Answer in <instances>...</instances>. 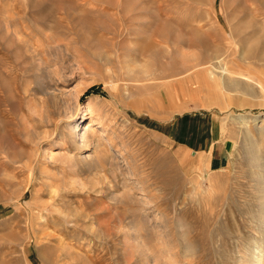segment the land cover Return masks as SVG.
<instances>
[{
    "label": "rangeland",
    "instance_id": "obj_1",
    "mask_svg": "<svg viewBox=\"0 0 264 264\" xmlns=\"http://www.w3.org/2000/svg\"><path fill=\"white\" fill-rule=\"evenodd\" d=\"M263 171L264 0H0V264H253Z\"/></svg>",
    "mask_w": 264,
    "mask_h": 264
},
{
    "label": "bare ground",
    "instance_id": "obj_2",
    "mask_svg": "<svg viewBox=\"0 0 264 264\" xmlns=\"http://www.w3.org/2000/svg\"><path fill=\"white\" fill-rule=\"evenodd\" d=\"M40 45V44H39ZM211 60H216L215 62H211L212 64H210L211 65V70L209 69V71H208V79L210 80V81H212V83H215L216 82V80H215V78L216 77H218V81L220 82V86H221V88H223L224 89V91L226 90V85L228 84L227 82H228V79L230 78L228 75H230L229 74V70L227 69V67H226V64H222L221 63V61L220 60H217L218 59V57H211L210 58ZM42 82V81H41ZM186 84V83H185ZM182 85V84H181ZM181 85H179L178 87L179 88H182V90H180V91H184V93H182L181 92V94L183 95H185L186 94V91H189V88H187L185 85H182V87H181ZM188 85H190V84H188ZM187 85V86H188ZM49 87V86H48ZM47 87V85H45V84H43V86H42V93H43V95L44 96H48V95H51V93L53 92L51 89H49ZM178 87H176L177 89H178ZM189 87V86H188ZM191 87V86H190ZM188 89V90H186V89ZM173 89H175V88H173ZM173 91V90H172ZM89 101H88V103H87V106H84L87 110H88V114L90 115V117H89V119H90V122H96V124H98L97 123V121H96V119L94 118L96 115H98V114H96L95 116H93V114L94 113H96V111L97 112H99L98 110H99V107L94 103V101L92 102V99H88ZM79 107H80V103H78L77 104V107H76V110H78L79 109ZM83 107V108H84ZM69 110V109H68ZM101 114V113H100ZM64 118L68 121H72V124L70 125V127H69V129L67 128V131L69 132L70 131V137L69 138H71V142H72V144H76V145H78L79 147H81L82 149H87V148H89L91 145H93V144H91V142L94 140V142L96 143V145H97V143H99V141H100V137L99 136H97L94 132H95V129L94 128H92V125L89 127H87L86 129H81V127H80V124H79V120H73L72 118H73V116H74V113L73 112H71V110L69 111V112H67V113H64ZM99 116V115H98ZM97 116V117H98ZM96 117V118H97ZM238 118H240V117H238ZM242 118V117H241ZM66 120H64V121H66ZM91 124V123H90ZM93 124V123H92ZM66 126H67V124H66ZM66 126H65V129H66ZM64 134V133H63ZM62 136V135H61ZM64 138V137H63ZM62 138H55V140L52 142V145H51V147L53 146V147H59V145L60 144H63V143H61L62 142V140H61ZM95 145V144H94ZM61 146V145H60ZM77 146V147H78ZM76 147V146H75ZM76 147V149H77V151H78V149L79 148H77ZM247 150V154H248V160L250 161V162H257V163H262L263 162V156H262V153H260V152H258V150L256 149V147L254 146V145H248L247 146V148H246ZM79 150H81V149H79ZM85 154V153H84ZM82 156V155H81ZM92 156H93V154H92ZM92 156H89L88 155V157L86 156V157H83L82 159H83V161L84 162H86L88 159H92ZM207 156V155H206ZM97 158V157H96ZM96 158H95V160H96ZM81 159V160H82ZM94 159V158H93ZM98 160V159H97ZM207 160H208V158H207ZM197 161V160H196ZM226 161V160H225ZM93 162H94V160H93ZM98 162V161H97ZM202 162V161H201ZM89 163H90V161H89ZM196 163V162H195ZM213 163H214V161H213ZM249 163V162H248ZM94 164H96L97 165V163H94ZM98 164H99V162H98ZM212 165V164H211ZM214 165H215V163H214ZM214 167V166H213ZM196 168H197V170L198 171H201V172H203V170L204 169H202V164H200V165H198V166H196ZM204 168V167H203ZM207 172V170H204V172ZM209 172V171H208ZM207 172V173H208ZM264 172V171H263ZM199 173V172H198ZM210 173V172H209ZM208 173V174H209ZM202 174V173H201ZM261 179H263L264 180V178H263V176H261L260 177ZM262 186H264V182L262 183ZM157 210H158V208H157ZM155 212H157L156 210H155ZM159 212V211H158ZM163 215V214H162ZM156 216V215H155ZM164 216V215H163ZM161 217L162 216H160L159 217V219H161ZM158 218V217H157ZM163 220V219H162ZM162 222V221H161ZM165 222H166V220H165ZM161 224V223H160ZM159 224V225H160ZM167 227V226H166ZM160 228V227H159ZM167 229V228H166ZM165 229V230H166ZM161 230V229H160ZM162 230H164V228L162 229ZM161 230V232H163ZM157 231V230H156ZM138 232V231H137ZM157 232H159V234H160V231H157ZM165 232H167V231H165ZM136 233V232H135ZM155 232H154V230H153V234H154ZM157 234V233H156ZM159 234H158V236H156L155 234V236H156V238H158L159 237ZM161 235V234H160ZM136 236V235H135ZM138 236V235H137ZM162 236V235H161ZM162 237H164V235L162 236ZM162 237H161V239H162ZM166 238V237H165ZM160 249V248H159ZM162 250V249H161ZM161 250H159V252L161 253ZM163 251V250H162ZM156 252H158V250H156ZM164 252V251H163ZM162 252V253H163ZM159 254V253H158ZM164 254V253H163ZM256 254V253H255ZM154 255L157 257V255H156V253L154 252ZM172 255V254H171ZM171 255H169V256H171ZM165 257V256H164ZM172 257V256H171ZM256 257V262H252V261H254V259H252V261H251V263H253V264H264V249H261L258 253H257V256H254V258ZM161 258V257H160ZM159 258V259H160ZM157 259V258H156ZM158 260V259H157ZM160 260H158V262H159ZM161 261H162V259H161ZM161 261L159 262V263H161ZM155 263H157V261L155 260ZM173 263V262H172ZM161 264H163V263H161ZM176 264V263H175Z\"/></svg>",
    "mask_w": 264,
    "mask_h": 264
},
{
    "label": "crops",
    "instance_id": "obj_3",
    "mask_svg": "<svg viewBox=\"0 0 264 264\" xmlns=\"http://www.w3.org/2000/svg\"><path fill=\"white\" fill-rule=\"evenodd\" d=\"M188 149L190 150L191 148L188 147ZM192 160H195L197 166L202 164L204 170L216 171L226 166L229 160V154L226 145L222 141L217 139L204 142L203 146H200L197 151L192 153Z\"/></svg>",
    "mask_w": 264,
    "mask_h": 264
}]
</instances>
